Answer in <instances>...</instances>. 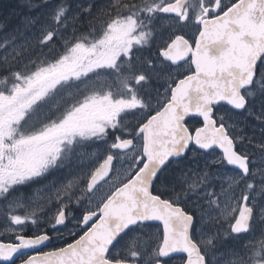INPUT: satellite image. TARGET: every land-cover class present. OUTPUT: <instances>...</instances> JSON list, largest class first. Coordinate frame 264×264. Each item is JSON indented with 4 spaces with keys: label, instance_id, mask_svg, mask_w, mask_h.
Masks as SVG:
<instances>
[{
    "label": "snow or ice",
    "instance_id": "snow-or-ice-1",
    "mask_svg": "<svg viewBox=\"0 0 264 264\" xmlns=\"http://www.w3.org/2000/svg\"><path fill=\"white\" fill-rule=\"evenodd\" d=\"M69 10L58 0L43 23L26 17L25 28L39 26V34L19 53L9 51L14 35L0 44V215L14 237L0 241V264H210L226 238L254 232L264 199V143L234 134L220 112L246 111L264 125V111L250 104L264 94V0H104L83 9L88 35L77 34L81 20ZM154 37L155 52L142 55ZM105 76L112 84L95 87L93 78ZM85 141L101 142L91 155L102 158L54 189L46 227L44 208L17 214L11 190ZM190 154L203 166L181 168L166 184L168 166ZM124 160L127 168L117 163ZM192 196L194 210L185 204ZM85 197L76 230L61 236L58 226ZM138 227L147 239H126ZM247 241L223 264H264V229Z\"/></svg>",
    "mask_w": 264,
    "mask_h": 264
},
{
    "label": "rangeland",
    "instance_id": "rangeland-1",
    "mask_svg": "<svg viewBox=\"0 0 264 264\" xmlns=\"http://www.w3.org/2000/svg\"><path fill=\"white\" fill-rule=\"evenodd\" d=\"M93 0H67V6L69 7V13L68 15H77L79 11H82L83 9L87 8ZM50 4L45 5L46 7H43L37 15V17H40V22L43 23L47 16L49 15V12L51 8L55 5L54 2H58V0H49ZM52 3V4H51ZM13 16H17L19 23L16 24L12 29L10 30L12 34L15 36V40L10 44L9 51L11 52L12 46H16L17 52L19 53L21 51L20 46L26 45L29 40L34 38L39 34V26L32 28H25L24 22L25 18L31 15H20L19 12L17 14L14 13ZM12 28V27H11ZM167 32V29L166 31ZM13 35H8V37H12ZM7 36H0V40H3L2 38H6ZM5 40L1 41L0 44L4 43ZM26 51V49H25ZM45 54L47 53V49L44 51ZM40 55L39 52L36 53V55ZM35 57H33L34 59ZM104 81L105 78L96 79V81ZM67 93H65V96L67 97ZM260 97V103H258V98ZM254 100V99H253ZM256 100V101H255ZM255 102L251 104L252 111L255 113H260L261 111H264V94H258V96L255 97ZM226 119L229 121V124L234 123L237 127L232 129V132L236 135H244L246 138L248 136L252 137L253 143H264V131H261L262 128H264V125H262L259 121L255 119L254 116L248 115L247 112H243L240 116H233L231 114H226ZM237 129V133L236 130ZM91 141H85L84 144H89ZM92 144V142H91ZM249 146L250 151L258 152L256 149H254L251 145ZM96 152V149L92 148L89 151H80V158L77 157V161L75 160L73 163L69 164L66 167H63L60 169V167L54 166L48 170L47 177H37L32 180L27 181L26 183L20 184L15 186L13 190H11L8 199L9 200H15L16 198H19V201L21 202V205L17 208V214L25 215L27 212L32 211L34 209L38 210L39 208H44L45 212L42 213L43 215L42 220L48 219L46 217L50 212L51 208L56 207L55 203L52 205L49 203V200L55 199V188L58 187L61 183L66 182V179L78 174H83L87 170H89L91 167L94 166L96 161L98 159L102 158L101 154H97L96 156H92L91 154ZM256 156H260V154H256ZM79 158V159H78ZM72 159L71 153H67V158L65 160ZM254 164L252 166H259L258 159L253 160ZM76 162V163H75ZM128 161H120L119 166L121 168H127ZM202 167V166H199ZM215 170V169H213ZM34 180V181H33ZM33 181V183H29ZM83 184V181L81 182ZM212 186L216 188V190H219V181H213ZM70 192H74V195L79 196L80 190L78 187L73 188L70 190ZM90 195V194H89ZM75 197L73 198L74 203ZM197 200L196 196H192L189 200L185 202L186 206L189 209L194 210V204ZM88 204V198L85 197L84 200L80 202L79 205L73 204L71 205L72 213L69 216V224L67 227L62 228L59 227V231L61 233V236L67 235L69 232L76 230V220L79 219L81 212ZM261 206H264V199L257 198V208L255 209L257 219L255 221V229L254 232L247 233L245 235L239 236V238L234 239L232 237L226 238L223 243H221L218 248L215 250L214 255H210L208 257L210 264H223V261L226 259H236V257H229L228 252L229 250H238L241 253L244 251V244H246L249 238L253 234L259 235V232L261 229H264V221L259 219V208ZM20 212V213H19ZM45 216V217H44ZM4 217L0 215V233L1 235L5 237H10L12 234L7 232L5 230V226L3 225ZM44 225L39 227H46V224L43 222ZM228 227L227 223L224 224V228L226 229ZM53 232H56V229H50ZM155 231V230H152ZM148 232V231H147ZM142 234L144 235V232H136L133 235ZM132 235V236H133ZM61 236H58V240H62ZM131 236V237H132ZM131 237L127 239H131ZM145 239H147V235L145 236ZM126 247V244L124 245ZM123 254V253H122ZM144 259V258H143Z\"/></svg>",
    "mask_w": 264,
    "mask_h": 264
},
{
    "label": "flooded vegetation",
    "instance_id": "flooded-vegetation-1",
    "mask_svg": "<svg viewBox=\"0 0 264 264\" xmlns=\"http://www.w3.org/2000/svg\"><path fill=\"white\" fill-rule=\"evenodd\" d=\"M104 2V0H93L90 4H93V7H95V6H98V5H100L101 3H103ZM55 3H57V2H54V4ZM77 16H79L80 17V20H81V23H84V21H87V22H89V20H91L92 18L91 17H89V13H87V12H84L83 10L82 11H79L78 13H77ZM166 31V29H164V30H162L161 31V33L159 34L161 37H166L167 36V32H165ZM163 35V36H162ZM189 35H191V31H189ZM158 41L156 40V37H154V42H153V45L150 47V48H148V49H146V50H144L143 51V53H142V55H149V54H151V53H154L155 52V44L157 43ZM102 78V77H101ZM103 78H105V80L104 81H99V80H97L96 81V78H93V81H92V83L94 84V86L95 87H97V88H102V87H104V85H105V83L107 82L108 84H112V82H113V78L112 77H107V76H105V77H103ZM163 84V81H153L152 82V87L153 88H159L160 87V85H162ZM115 87V86H114ZM162 90V89H161ZM253 91H255V89H253ZM145 96H149V95H151V96H153L154 97V92H151L150 90H148V89H146L145 90V92L143 93ZM259 94V93H258ZM258 94H256V95H254L253 97H251L250 98V100H253V99H255V97L256 96H258ZM220 112L222 113V114H224L225 115V117H226V114L228 113V114H231V115H233V116H240V115H242V113H235V112H233L232 110H230V109H220ZM129 119H131V117H128ZM236 131V133L238 132L237 131V129L235 130ZM92 142V141H91ZM91 142L89 143V144H84V143H82V144H74L73 146H72V148H71V151L69 152V153H71V155H72V159H70V160H65V159H63L62 158V160L60 161V162H58L57 163V167H60V169L61 168H63V167H66V166H68L69 164H71V163H73L75 160L77 161V157H79L80 158V156H79V154H80V151H86V150H90V149H92V148H94V149H96V151H97V145L98 144H100L101 142H99V141H96V142H92V144H91ZM246 148H247V150H250L251 148H249V146H246ZM252 151V150H251ZM253 152V151H252ZM254 153V155H253V157H252V159L253 160H255V159H257L259 156H256V154H260L259 152H253ZM78 158V159H79ZM205 158L204 157H199V156H196L195 154H190L189 155V158L187 159V160H184V161H182V162H180V164H179V166H177V164H171V165H169L168 166V168H167V171L166 172H164L163 173V179H164V182L166 183V184H170V181H171V179H172V177L179 171V169H181V168H185V167H192V168H196V167H198V166H203V160H204ZM119 162L120 161H118L117 163L119 164ZM76 163V162H75ZM48 172V171H47ZM44 173L43 174V176L44 177H47V175H48V173ZM42 176V177H43ZM34 181V180H33ZM33 181H31V182H29L30 184L31 183H33ZM157 187H160V185H157ZM177 190H178V188H177ZM91 195V194H90ZM20 213V212H19ZM82 213V212H81ZM43 218V217H42ZM69 217H68V219H67V221H66V223L64 224V225H61L60 227H62V228H65V227H67L68 226V224H69ZM42 225H44L43 224V220H42V222L40 223V225L39 226H42ZM33 229H32V226L29 224V231L31 232ZM152 230H154V229H152ZM48 231L50 232V233H54L52 230H50V229H48ZM147 231H149L148 229H141V228H137L136 229V231L134 232V233H136V232H144V235L146 236V233H147ZM134 233H131L130 235H129V237H131ZM66 236V235H65ZM134 236V235H133ZM129 237H127V238H129ZM126 238V239H127ZM14 239V237H13V235H11L10 237H5V236H3V235H1V233H0V241H3V242H10L11 240H13ZM54 243H55V245L56 246H59V244H61L62 242H63V240H58V236H54ZM69 239H71L70 237H69ZM45 250H49V249H45ZM17 264H19V260H17ZM138 264H143V257H141V258H139V260H138Z\"/></svg>",
    "mask_w": 264,
    "mask_h": 264
},
{
    "label": "trees",
    "instance_id": "trees-1",
    "mask_svg": "<svg viewBox=\"0 0 264 264\" xmlns=\"http://www.w3.org/2000/svg\"><path fill=\"white\" fill-rule=\"evenodd\" d=\"M25 2L26 0H0V36L8 37V35L10 36L13 35L10 30L12 29L13 31V27L19 23L17 16H13L14 13L17 12L18 14L19 12L20 15H27V14L37 15L43 7H46L45 5L39 6L42 0H31L32 2L31 8L24 7L23 5L25 4ZM96 26L99 27V24H97ZM77 29L82 30V32L81 31L77 32L78 35L79 34L88 35V32L92 31V29L88 27L87 21H84V23L78 24ZM71 34H72V29L69 28V31L68 33H66V35L70 37ZM2 39L4 40L5 38H2ZM3 40H0V41H3ZM260 97L261 95L259 96L257 100L258 103H260ZM254 100H250V104L256 101ZM244 112L246 113V111Z\"/></svg>",
    "mask_w": 264,
    "mask_h": 264
},
{
    "label": "water",
    "instance_id": "water-1",
    "mask_svg": "<svg viewBox=\"0 0 264 264\" xmlns=\"http://www.w3.org/2000/svg\"><path fill=\"white\" fill-rule=\"evenodd\" d=\"M213 54H217V52H216V50H214V52H213ZM230 110H232V109H230ZM233 112H235V113H242L243 111H241V112H236L235 110H232ZM230 167V166H229ZM247 234V233H246ZM241 235H245V234H240V236Z\"/></svg>",
    "mask_w": 264,
    "mask_h": 264
},
{
    "label": "bare ground",
    "instance_id": "bare-ground-1",
    "mask_svg": "<svg viewBox=\"0 0 264 264\" xmlns=\"http://www.w3.org/2000/svg\"><path fill=\"white\" fill-rule=\"evenodd\" d=\"M49 4H50V2H49ZM51 4H52V3H51ZM37 11H38V10H37ZM41 11H42V10H41ZM41 11H40V13H41ZM33 13H34V12H33ZM30 14H31V13H30ZM38 14H39V13H38ZM38 14H37V15H38ZM27 15H29V14H27ZM35 15H36V14H35ZM162 36H163V35H162ZM4 40H5V39H4ZM0 42H1V41H0Z\"/></svg>",
    "mask_w": 264,
    "mask_h": 264
}]
</instances>
